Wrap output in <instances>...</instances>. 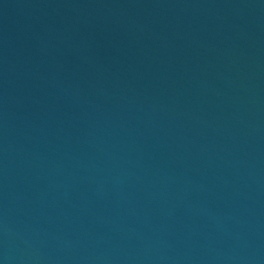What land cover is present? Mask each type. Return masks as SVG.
<instances>
[{
	"label": "water",
	"instance_id": "95a60500",
	"mask_svg": "<svg viewBox=\"0 0 264 264\" xmlns=\"http://www.w3.org/2000/svg\"><path fill=\"white\" fill-rule=\"evenodd\" d=\"M0 264H264V0H0Z\"/></svg>",
	"mask_w": 264,
	"mask_h": 264
}]
</instances>
